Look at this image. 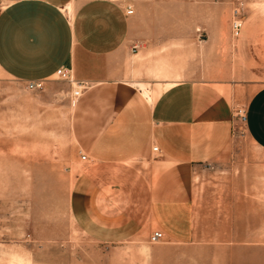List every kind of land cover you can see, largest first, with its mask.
Segmentation results:
<instances>
[{
    "label": "crops",
    "instance_id": "1",
    "mask_svg": "<svg viewBox=\"0 0 264 264\" xmlns=\"http://www.w3.org/2000/svg\"><path fill=\"white\" fill-rule=\"evenodd\" d=\"M229 3L171 0V42L181 22L183 41H191V19L218 17ZM126 7L117 0H0V76L45 82L67 67L85 84L72 106L71 134L76 154L87 160L72 195L91 233L136 241L161 231L171 264H224L233 256L224 244L232 238L201 232L193 178L228 157L236 121L231 88L178 79L171 68L149 90L125 80L133 22ZM203 28L216 40L214 27ZM244 112L248 137L264 151V85L250 94Z\"/></svg>",
    "mask_w": 264,
    "mask_h": 264
},
{
    "label": "rangeland",
    "instance_id": "2",
    "mask_svg": "<svg viewBox=\"0 0 264 264\" xmlns=\"http://www.w3.org/2000/svg\"><path fill=\"white\" fill-rule=\"evenodd\" d=\"M117 1L133 9L125 80L149 90L171 68L178 79L229 84L233 136L226 160L194 173L198 222L201 232L232 238L224 244L233 256L224 264H264V151L238 116L264 85V3L238 0L243 26L237 38L229 32L230 0L218 17L191 19V41H183L181 22L171 42V0ZM205 26L215 28L216 40ZM70 89L58 77L29 90L0 76V264H171V244L96 235L78 217L72 183L85 163L72 141Z\"/></svg>",
    "mask_w": 264,
    "mask_h": 264
},
{
    "label": "built area",
    "instance_id": "3",
    "mask_svg": "<svg viewBox=\"0 0 264 264\" xmlns=\"http://www.w3.org/2000/svg\"><path fill=\"white\" fill-rule=\"evenodd\" d=\"M242 6L238 2V0H235L231 4L230 8V19H229V32L230 36L232 38H237L240 35L242 26H243V19H242ZM126 15H132L133 14V9L131 7L127 6L125 10ZM134 48V46H133ZM56 77L66 80L70 84V96L71 98L75 101L82 93V90L85 88V84L81 81H77L72 77L71 70L70 68L67 67H61L57 69L55 72ZM40 85V82H28L26 83V88L29 90L35 89ZM238 116L242 121H245V112L243 110H240L238 112ZM152 153L154 156L159 155V149L157 146H152L151 148ZM79 159L81 161H86V155L80 153L79 154ZM164 241V236L161 231H153L149 237H148V242L151 244H157L160 242Z\"/></svg>",
    "mask_w": 264,
    "mask_h": 264
}]
</instances>
